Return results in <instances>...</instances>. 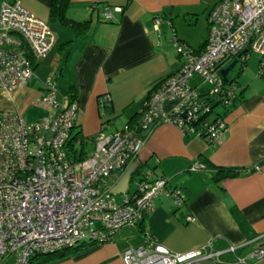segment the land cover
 I'll list each match as a JSON object with an SVG mask.
<instances>
[{"label":"built area","instance_id":"1","mask_svg":"<svg viewBox=\"0 0 264 264\" xmlns=\"http://www.w3.org/2000/svg\"><path fill=\"white\" fill-rule=\"evenodd\" d=\"M21 0H0V90L26 87L34 78L33 63L44 58L56 42L48 22L27 10ZM119 7L90 6L102 21L113 20ZM206 43L200 51L172 33L171 42L181 67L155 83L136 118L121 130L94 136V147L77 158L69 145L77 124L76 98L61 94L53 76L43 81L36 101L45 112L35 121L19 113L0 110V264H30L33 256L74 248L81 243H103L123 227L137 225L155 209V199L165 195L177 208L185 193L151 168L135 179L136 190L121 202L111 192L118 177L136 159L149 127L175 126L181 134L217 142L227 129L223 109L237 100L236 81H223L224 63L259 55L258 72L264 71V0H219L209 10ZM239 57H238V56ZM199 77L200 83H189ZM210 86L200 91L201 84ZM109 94L99 97L109 107ZM168 106V107H166ZM193 162L188 171H205ZM186 221L192 220L187 215ZM144 242L125 247L124 264H187L198 259H219L252 244L250 253L237 257L253 262L264 257L260 235L221 250L196 248L169 251L149 232Z\"/></svg>","mask_w":264,"mask_h":264},{"label":"crops","instance_id":"2","mask_svg":"<svg viewBox=\"0 0 264 264\" xmlns=\"http://www.w3.org/2000/svg\"><path fill=\"white\" fill-rule=\"evenodd\" d=\"M217 1L70 0L67 17L88 21L86 30L77 35L73 29L49 21L51 0H21L27 10L48 22L56 42L44 58L33 63L35 76L26 87L0 90V110L24 115L30 107H37L35 117L25 118L35 121L45 112L36 102L43 77L53 76L61 94L69 95V87L74 89L78 112L69 151L85 158L94 147V136L100 131L107 135L121 130L155 83L181 67L183 58L172 46V33L194 49L201 46L207 37L205 18ZM94 3L120 10L113 11V20L104 22L100 14L90 12ZM252 54L238 60L241 76L236 82L241 99L224 111L227 129L219 140L209 143L181 134L172 124L156 123L132 161L138 163L134 172L140 164L142 167L133 172L126 191L114 194L122 199L134 193L135 179L151 168L155 175L167 178L168 184L183 189L184 204L177 208L170 197L161 195L155 199V209L137 225L121 228L107 242L89 244L44 264H124L121 252L143 244L146 231L175 253L199 247L221 250L257 235L264 248V71L259 74V55ZM104 94L111 97L106 108L98 99ZM203 160L240 173L216 180L215 170L206 165L205 171H188L193 162ZM121 175L112 178L113 185ZM131 183L135 186L132 191ZM187 215L192 220L186 221ZM252 247L246 244L217 260L187 264H264V257L250 263L237 260Z\"/></svg>","mask_w":264,"mask_h":264},{"label":"trees","instance_id":"3","mask_svg":"<svg viewBox=\"0 0 264 264\" xmlns=\"http://www.w3.org/2000/svg\"><path fill=\"white\" fill-rule=\"evenodd\" d=\"M70 0H51L50 3V7H49V21L52 22H58L59 24H61L62 26H67L71 29H73L77 35H80L81 33H83L86 28L88 27V21H74L72 19H69L67 17V14L65 13V11L67 10L68 4H69ZM204 43H206V40L200 44L201 46L196 49L197 51H200L203 46ZM238 61V60H237ZM163 78H161L160 80H162ZM159 80V81H160ZM232 81L231 79H228V82ZM153 89V87H152ZM152 89L150 90L149 94L151 93ZM69 97L70 98H75V93H74V89L72 87H69ZM149 94L147 96H149ZM237 100L232 104L234 105L236 102L240 101L241 99V95L239 94V92H237ZM231 105V106H232ZM231 106L226 107L225 109H223V114L225 113L224 111L228 110ZM137 116V113L132 117V119L127 122V124H130L131 121H133ZM203 163H205V165L208 168H213V170H215V176L214 178L216 180L219 179H223V178H228V177H235L237 176L240 171L237 169H232V168H224V167H217L214 165H211L209 163H207L206 161H202ZM142 165H139V168H141ZM139 168L136 170V172H134L135 174L139 171ZM92 244V243H81L77 246H75L74 248H67L61 251H57L54 253H47V254H40V255H35L31 258L30 260V264H44L50 261H54L57 259H62L63 257L70 255L74 252H76L77 250H80L84 247H86L87 245Z\"/></svg>","mask_w":264,"mask_h":264},{"label":"water","instance_id":"4","mask_svg":"<svg viewBox=\"0 0 264 264\" xmlns=\"http://www.w3.org/2000/svg\"><path fill=\"white\" fill-rule=\"evenodd\" d=\"M236 63H237V60L234 59L229 63V65L227 67L221 68L220 73L224 79L223 81H228L227 74L230 70H232L233 67H235ZM166 107H168V106H166ZM151 128H152V126L149 127L146 131H144L141 135L143 137H146L147 134L149 133V131L151 130ZM137 166H138V163L136 161H134L125 169L124 172H122V175L119 178V180L114 185H112L111 192L113 194L121 193V192H124L127 190V187H128L127 185L129 184L130 180L132 179L133 172L135 171Z\"/></svg>","mask_w":264,"mask_h":264},{"label":"rangeland","instance_id":"5","mask_svg":"<svg viewBox=\"0 0 264 264\" xmlns=\"http://www.w3.org/2000/svg\"><path fill=\"white\" fill-rule=\"evenodd\" d=\"M201 21H203L202 19H201ZM252 54V53H251ZM250 54V55H251ZM253 56H254V54H252ZM230 63V62H229ZM229 63H226V65H225V67H227L228 65H229ZM240 64H241V62L240 61H238L237 63H236V65H235V67H233L232 68V70H230L229 72H228V74H227V78L230 80H234V81H236V80H238V78L241 76L240 74ZM239 75V76H238ZM47 76H51V75H47ZM47 76H44L43 77V79L44 78H46ZM238 76V77H237ZM195 82H193V81H191L190 83L192 84H196V83H200L201 82V79L199 78V77H195ZM59 85V84H58ZM201 87H200V91H207V90H209V88H210V86L209 85H207V84H201L200 85ZM59 88H60V85H59ZM40 109V108H39ZM39 109L36 107H30L29 109H27V111H26V113L24 114V115H21L22 117L23 116H25L24 118H26V119H31V118H33V117H35V113H37L38 111H39ZM20 115V114H19ZM134 184L133 183H131V185H130V188H131V191L134 189V187L135 186H133ZM116 198V201L119 203V202H121V200L122 199H120L121 197L119 196V195H116L115 196ZM12 261H13V257H9V258H7L6 260H5V263L4 264H12Z\"/></svg>","mask_w":264,"mask_h":264}]
</instances>
